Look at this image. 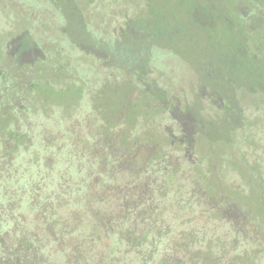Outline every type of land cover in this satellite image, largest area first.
<instances>
[{
  "label": "rangeland",
  "instance_id": "1",
  "mask_svg": "<svg viewBox=\"0 0 264 264\" xmlns=\"http://www.w3.org/2000/svg\"><path fill=\"white\" fill-rule=\"evenodd\" d=\"M95 135L111 140L110 157L123 145L116 164L152 154V168L169 154L187 183L218 193L219 210L229 187L246 231L229 249L264 251V0H0V154L51 146L61 167L87 171ZM123 184L117 212L130 218L137 197L123 198ZM173 192L159 197L162 214L185 211L189 230L218 233L201 223L205 201L183 181Z\"/></svg>",
  "mask_w": 264,
  "mask_h": 264
},
{
  "label": "trees",
  "instance_id": "2",
  "mask_svg": "<svg viewBox=\"0 0 264 264\" xmlns=\"http://www.w3.org/2000/svg\"><path fill=\"white\" fill-rule=\"evenodd\" d=\"M18 136L27 138V135ZM95 136L97 139L87 138L93 147L90 158L94 166L87 171L61 167L57 152L48 148L51 146H43L44 150L30 155L19 147L7 148L0 154V244L5 254L0 256L3 258L0 264H230L246 257H250L253 264H264L260 260L263 253L255 248L243 252L238 259L237 255H231V243L227 242H239L246 231L236 224L230 212L234 203L228 199L231 197L229 187H223L225 192L220 195L227 198L221 200L222 206L226 208L230 204L232 208L227 207L225 211L221 206L219 210L212 205L218 193L187 183L180 176L183 170L166 164L165 157L169 154H163L152 168L148 165L153 161L152 154L141 162L116 164L113 159L121 156L116 153L122 144L115 142L114 154L110 157L108 143L111 140ZM184 143L180 144L182 150ZM196 173L191 175L196 176ZM151 177L155 181L148 190ZM129 178L133 181H127ZM169 180L176 183L172 185L183 181L196 200L205 201L203 208L211 210V214L202 215L201 223L218 230L213 233L215 248L205 251L192 248L202 242V238L197 237V232L202 231L188 229L185 211L174 212L172 219L171 211L161 213L159 197L177 195ZM118 181L124 183L123 198L124 191L137 197L127 203L133 209V217L118 216L115 194ZM201 188L206 196L201 195ZM261 201L264 207V198ZM236 203L241 211V205L247 209L243 203ZM259 214L260 217L255 216L263 220L258 224L263 226L264 212L259 211ZM251 216L248 221L253 223L257 218ZM114 218L118 220L116 224ZM223 226L230 234L225 244L218 241L223 238L220 233Z\"/></svg>",
  "mask_w": 264,
  "mask_h": 264
},
{
  "label": "flooded vegetation",
  "instance_id": "3",
  "mask_svg": "<svg viewBox=\"0 0 264 264\" xmlns=\"http://www.w3.org/2000/svg\"><path fill=\"white\" fill-rule=\"evenodd\" d=\"M172 187H175V185H171ZM214 231H216L214 229ZM197 237L198 238H202V242L200 243H197V244H194L192 245V248L193 249H201L203 251L205 250H208V249H213L215 248V238H214V234H211L210 232H197ZM243 248H246V249H237V250H234L231 252V255H238L237 256V259L238 257L245 251L247 252H251V250L253 249V247H246L244 246V244H242ZM256 251H261L259 248H256L254 247ZM234 252V254H232ZM261 252H264V251H261ZM242 258V256H241ZM249 264H253V262L251 260L248 261ZM236 263H242V262H239L238 260H236L235 262H231L230 261V264H236ZM242 264H247V263H242Z\"/></svg>",
  "mask_w": 264,
  "mask_h": 264
}]
</instances>
